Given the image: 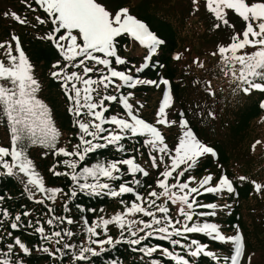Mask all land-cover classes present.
<instances>
[{
  "label": "snow or ice",
  "instance_id": "6c2138e0",
  "mask_svg": "<svg viewBox=\"0 0 264 264\" xmlns=\"http://www.w3.org/2000/svg\"><path fill=\"white\" fill-rule=\"evenodd\" d=\"M194 3L197 0H193ZM35 3L47 14L53 27V33L59 34L64 30V34L58 38L48 35L47 39L55 42L63 59L67 65L59 72H53V77H61L63 88L74 107L69 111L75 117L87 115L91 119L84 122L77 119L74 124L79 129V143L75 145V150L67 151L64 147H58L60 133L54 125L53 117L48 106L38 98L40 85L33 75V66L22 50L19 39L13 36L16 41L17 55H12V48L8 47L9 63L6 65L0 62V123H6L11 136V149L0 147V176L22 177L21 183L29 200L35 199L37 192L44 193L49 199H55L57 193L61 191L56 187H45L44 178L38 170L37 164L30 157V149L40 147L47 150L42 153L46 156L52 152L57 156L78 157V161L65 159L63 165L70 169V172L53 171L56 176H68L72 182L69 192V200L78 199L82 194L85 197H110L119 198L125 194H131L135 199L130 206L125 200H120L124 206V213H117L111 218L99 217L93 220L91 226L86 217H81L82 234L87 236V246L84 244L69 243L77 235L71 227L62 228L60 225L66 223L71 226L77 221L65 216L53 217L47 220L49 226H55L59 230L54 231L53 236L59 238L57 245L63 241L62 248L57 247L56 253L63 264V260L71 255L72 264H94L93 258H100L102 264H122L120 258L108 257L105 254L115 251L119 245H127L133 253L140 254V264H163L161 258L154 257L158 251L163 259L173 261L174 264H199V258H211L216 264H241L240 258L244 254V242L240 234L225 237L221 234L220 225L209 222L207 218L216 217L218 206L215 202L206 204L200 203L197 199L205 193L216 196L237 194L233 181L226 175L222 176L214 186H209L213 181L211 175L205 176L199 181L198 187H190V183L195 177L189 176L188 180L181 182L180 178L185 176L198 166L201 157L207 154L216 155L214 149L201 142L191 128H187L179 139L174 152L165 143L161 132L151 123L145 122L134 111L130 100L132 92L119 96L109 95L107 91L111 85H115L117 90L135 89L141 84H156L153 80H142L131 74V70L125 72L113 67L112 58L115 65H126L128 62L117 54L119 41L118 37L127 35L140 45L148 49L145 62L136 73L142 72L149 67V62L157 54L158 46L164 43L149 30L148 26L136 17L129 14L127 8L121 9L113 15L104 5L97 0H35ZM207 10L214 14L215 21L222 22L229 26L227 10H232L238 17L246 22V28L242 32V39L237 35H232L229 46H218V53L223 58L224 71L231 74L233 82L238 85V90H243L245 94H250L251 89L264 92V2H249V0H206ZM31 7V5H29ZM35 11V9H32ZM5 15H8L7 13ZM12 17L19 23L26 24V19H22L19 14L13 12ZM40 24L46 23L37 17ZM215 28H219V23H214ZM251 37V39H250ZM81 40L82 43H78ZM60 41H67L62 45ZM4 45H0L3 47ZM251 46L258 50L238 54L240 50ZM97 54H103L101 57ZM215 54V53H214ZM228 54V55H226ZM80 58L77 62V58ZM179 58V57H177ZM88 62H92L89 66ZM104 66L98 68L97 66ZM54 67H59L57 62ZM83 68V76L78 71L69 69ZM106 69L107 71L105 72ZM99 72L100 78L93 79L89 73ZM88 77V78H85ZM113 78H117L121 83H115ZM160 83L168 85L167 79H162ZM69 84L71 85L69 87ZM82 85L83 87H78ZM103 86L104 94H101L100 86ZM95 86V87H94ZM159 86V85H157ZM74 94V95H73ZM100 97L99 102L94 99ZM170 93L165 92L163 101L158 111V123H174L167 120L166 109L170 106ZM118 102L126 112V117L120 114L105 115L109 109L104 101ZM86 109V112L83 110ZM181 126L186 127V121L181 113ZM112 125L113 127H105ZM137 138H143V146L148 148L152 166L158 167L157 156L159 153V164H163L165 156L170 160V164H165L160 175L164 178L158 182L160 192L153 191L144 207L136 201H142L143 197L138 189L143 187L141 179L136 178L137 174L147 177L149 172L134 158H125L129 151L124 141L138 142ZM111 148L114 153L120 154V159H108L97 156L95 162L90 165L87 160L90 154L98 153L101 150ZM5 157H11V162ZM83 163L84 166L80 167ZM121 165L127 166V171H122ZM179 171L176 183H168V178L173 176V172ZM126 175L133 177L131 180H124ZM26 178V179H24ZM246 177H239L244 181ZM116 181H123L116 186ZM201 189L203 191H201ZM257 192H264V185L255 183ZM163 198V202L157 200ZM4 197L0 196V215L5 219L10 217V212L2 207ZM36 203L43 204L44 200H35ZM170 205H177V215L173 219L170 215ZM79 212H95L96 209L84 208L76 205ZM210 209L211 211H198V209ZM54 212V208H49ZM71 209L66 204L64 213L68 214ZM157 212L159 215H157ZM141 213L144 219H126V216H135ZM31 212L25 210L22 214L14 217L10 224L12 230L19 229L22 216L30 217ZM37 225L39 221L37 220ZM115 224L118 226L119 238L114 239L108 234V226ZM3 221L0 220V228ZM28 227H33L31 220H28ZM101 230V231H98ZM35 232L43 239L49 240L51 237L45 235L43 227H35ZM101 233L105 238H100ZM143 233V235H141ZM188 234H203L213 241L227 243L230 241L234 245V252L229 257L220 255L210 250H206L208 245L198 239H189ZM8 236L13 242L5 246L6 250H0V264H26L24 256H30L29 247L21 241L19 237ZM155 238L157 241H166L170 246L161 247L159 244H148V240ZM183 241V242H182ZM2 243V240H0ZM98 246L93 247V246ZM107 246V247H106ZM19 249L18 253L16 249ZM177 248L180 251H177ZM36 251H43L50 258H57L50 252L48 247H37ZM147 258V259H145Z\"/></svg>",
  "mask_w": 264,
  "mask_h": 264
},
{
  "label": "rangeland",
  "instance_id": "374dc122",
  "mask_svg": "<svg viewBox=\"0 0 264 264\" xmlns=\"http://www.w3.org/2000/svg\"><path fill=\"white\" fill-rule=\"evenodd\" d=\"M19 1L21 2L20 4L21 8H18V4H16V2L13 0H0V19L6 24L9 23V21H12V19L19 24V22L16 21L14 17H12L11 13L15 12L19 14L21 18L25 16L27 11L36 14L37 17H39L38 15H41L42 18L41 17L39 18L41 20H45L46 23L40 24L36 19L35 23L39 24L41 28L40 33L38 34L40 36L39 40L44 44L48 45L49 47H51L56 53V58L51 60V62L48 65L42 66L41 63L34 62L29 57L28 55L29 53H27L25 49H23V45L19 39V35L14 31H10V34L19 39L22 50L25 52L27 58L29 59L30 63L33 66V75L40 84V88L42 87L43 89V87L47 84V82H52V81L59 85L57 80L59 78L61 79L62 76L53 77L52 73L59 72L61 68L67 65L68 62L63 59L59 49H57V47L55 46V42L52 40H48L47 37L48 35L52 34L58 38L59 35L64 34V30H61V33L59 34L53 33L54 26L51 24L47 14L39 7L38 4L35 3V0H19ZM115 1L117 2L121 1V3L117 4L115 3ZM97 2L104 5L106 9L110 11L113 15H115L117 11L127 8L129 10L130 15L138 18L141 17L140 16L141 11L138 10L139 5L145 2L147 5H149L148 8L152 6L156 8L158 7L156 14L158 13L159 15H161L163 19L171 23L172 26L175 27L178 31L177 47L174 51L170 52V56L172 58V62L170 66L175 70H184L185 73H187L186 79L191 78V80L194 81L192 84L187 83V84H191L192 86L190 88V91L185 90V93L189 99L193 98L196 101L200 100L201 98L204 99V101L201 103L200 106L204 107L208 111H206L207 117L203 115L201 118H204V123H207L210 119L216 120L214 123L217 129L214 128V130L218 133V135L215 138H219L221 140V142L224 144V146L226 147L227 151L230 154L229 155L230 159L228 161L227 166L221 164L219 160L215 159V156L211 154H207L204 157H201L197 168L188 173H185V176L181 177L180 181L185 182L188 180L189 176H192L195 177V180L190 183V187H198L199 181H201L205 176L211 175L213 177V181L209 186H214L219 181V179L225 175L223 168H226L227 172H229V167H230L231 173H228L230 176L236 178L243 176L247 178L245 180H249V181L256 180L257 183L264 185V162H263L264 161V115H259L257 118L251 119L250 121L247 120L243 122L242 120L243 129L241 132V138L239 140L230 138L229 131L226 132L224 136H222L225 129L222 127L221 121H224L228 117L227 114L223 115L224 113L223 110L226 108H236V109L244 108L246 107V105L249 104V102L251 103L252 101H255V99L253 100L252 98H248L246 95L240 94L238 88L236 87L237 84L233 82L232 75L224 71L225 65L223 63V58L218 53V46L230 45V43L232 42L230 40V37L232 35H237L242 39V32L246 28V22H244L242 18L238 17L234 12H232V10H227L228 12L227 18L229 19V26L223 25L222 22L215 21L214 14L210 13L207 10L206 0H197L196 3H194L193 0H97ZM249 2H264V0H249ZM29 5H31V7H29ZM110 8H112V10L114 8L115 9L112 11L110 10ZM32 9H35V11H33ZM6 13L8 15H5ZM214 23H219L220 27L215 28ZM37 33L38 32H36V34ZM13 42L10 41L7 37H5L4 40H0V45H4L3 48L0 47L2 49V50L0 49V62L5 63L6 65L9 63L8 61L9 58L7 54L9 45L12 48V55L18 56V52H16V41L13 40ZM60 43L62 45H66L67 41H60ZM78 43H82V41L78 40ZM163 46H161L160 49H162ZM4 48H7V50H5ZM144 48L145 46L143 45H137L130 41L126 42V44L123 47H120V49L117 50V54L120 55L121 58L125 59L128 63L126 65H118L119 67L115 66V68L117 70H123L125 72L131 70V74L137 76L139 79L153 80L157 82L156 84H141L138 85L135 89H129V91L133 92L134 90L143 89L147 87L151 91V93L147 94V92L144 91V94H139V95L141 101L146 100L148 105L145 103H141V101H139L138 102L139 104L136 105L134 103L136 99L135 95H133L130 102L133 104L134 111L139 115L140 118L144 119L145 122L152 123L155 127H157V129L161 132L162 136L164 137L165 143L174 152L175 147L179 143L180 137L183 135V132L187 130V128L189 127L181 126L182 106L180 104L179 96L177 97L174 91L170 93L171 96L170 106L166 109L167 120L173 121L174 123H166V124L158 123V119H159L158 111L163 101L162 97L164 95L163 90L165 87V85L160 83V81L166 78L164 77L163 66L162 65L159 66L157 64H156L157 67L154 69V74L152 75L149 74L146 75L144 72L136 73V68H139L143 65V63L145 62V57L148 55V50L147 49L145 50ZM255 50H258V46L257 48H252L251 46H248L246 47V49L240 50L238 54H241L244 51L250 53ZM61 60L63 61L61 62ZM112 61L115 64L113 58ZM153 61L154 58H152L149 64L154 65L152 64ZM57 62H59V67H54V65H56ZM69 71L71 70L69 69ZM89 74H93V73H89ZM80 75L83 76L84 74H80ZM113 80H116V83H121L117 78H113ZM174 81L171 82L172 85ZM61 82L63 83V80H61ZM0 83H6V82L0 81ZM77 86L81 87V85H77ZM58 87L63 95L60 86ZM206 88L213 94V96L205 92ZM62 89L64 91L63 86ZM45 91L46 89L44 90V92L42 90V92L38 93L37 95H41L42 99L47 100V98L45 97L46 95ZM240 91L244 92L243 90ZM256 91L259 92V90ZM52 94L55 95V93ZM109 95H113V93H109ZM38 98L41 99L39 96ZM61 98L62 97L58 95L57 102L60 104L59 105L60 109L64 108V103H63L64 100H62ZM65 99L70 103L69 108L74 106V103H72V101L69 100L68 95L65 96ZM44 100L42 101L46 104ZM257 103H261V105H263L264 96L263 97L260 96L257 99ZM105 106L109 109V111L105 113V115H114L118 113L120 114V116L127 118L126 112L123 109V107H121V109H123V112H121L119 111V109H117L116 104H111V106H109V104L105 103ZM57 109L58 108L55 106V111H57ZM66 112L69 115L67 105H66ZM146 113L150 114L152 116V119H149L147 117L148 114ZM220 116L222 117L220 118ZM71 122L73 121L70 120V127L72 129L71 132L69 129H66L64 127L62 128L65 131L60 130L58 128L60 137L62 139L72 138L74 125ZM76 127L78 126H75V128ZM105 127L114 128L115 126L105 125ZM206 131L209 134H212L211 128H206ZM7 135H5V133L0 128V147L11 149V138L7 139ZM149 151L150 150L148 148L144 147L142 150H139L137 153L133 155H130L128 157L125 156V158H134L136 163L140 164L141 167H143L146 171L149 172V175L147 177H143L142 174H137L136 177L138 179H141L143 183V187L138 189V192L143 197V200L136 202L140 203L144 207L148 206L147 202L150 199H156L155 197H150L151 192L162 191L158 186V182L164 179L160 175V173L164 170L165 164H170V160L167 158V156H165L164 163L159 164L160 154L154 153V155L157 156V161H158V167L154 168L152 166V160L149 156ZM5 159L11 162V157H5ZM74 159L75 158H73L72 160ZM76 159L78 160V157H76ZM206 159L211 160L212 164L209 168H204L203 162ZM120 167L121 169L124 168L125 172L127 171V166L121 165ZM184 167L185 166L182 165L180 168L176 169L173 172V176L168 178V183L170 184L176 183L177 182L176 177L179 171H181ZM55 168L57 169L56 171L58 172L71 171L70 169L66 168L63 165V163L56 164ZM0 171L3 170L0 169ZM252 175H256V176L251 177ZM2 177L9 178L8 176H0V178ZM10 178L17 179V177H10ZM132 178L133 177H131L130 175H126L123 179L131 180ZM121 182L123 181H116L115 182L116 186L118 187L119 183ZM46 186L47 185L45 184V187ZM20 191L21 193H16V196L21 195L28 201L29 204H31V207L46 210L48 215H53L55 213V211L54 212L49 211V208H54L55 203L63 207L66 201L65 199H61L59 197V194L56 195L55 199H49L47 195L39 192L35 194L34 200H29L27 193L24 191L23 184L21 185ZM201 191L203 190L201 189ZM253 193H254L253 197L248 198L246 200H241L240 202L239 212L241 214V219L245 225H247L250 221L253 222L254 219L258 221L264 219V192L254 191ZM207 195L208 194L205 193L202 196H198L197 199L202 204L210 203L206 199ZM41 199L44 200V203L42 205L35 202V200H41ZM119 199L125 200L126 202H128L130 206L131 202L135 199V197L131 194H125L123 197H119ZM223 201H224L223 203L218 201L216 202V200L213 201L217 203L218 206H220V208L218 209L217 216L214 217V222L220 225L221 234L227 238L236 234H240L241 231L240 228L235 224H234L235 226H233V230L230 227L226 228L227 226L225 227V225H223L224 222L222 221L226 220L227 217L220 216L221 212L225 211L224 209L221 208V206L226 205V203H228L227 201H225V199ZM161 202H163V198L157 200V203H161ZM233 204L234 203H231L230 206L231 209L229 210L230 213L233 211L232 210V208H234ZM25 207H26L25 205H20L21 209H24ZM251 207L252 209L250 211ZM177 208H178L177 205H170V215L173 217V219L177 215ZM253 209H257V210L253 211ZM206 210L207 209H202V208L198 209V211H206ZM124 211H125L124 206L122 204H119V206L114 205L113 210L109 209L106 210L105 212L103 211L101 215L105 216L104 218H111L117 213H124ZM157 215H159L158 212ZM250 216L253 218V220H251ZM65 217L72 218L67 215H65ZM126 219L149 220L150 218L144 217L143 214L141 213H137L135 214V216H131V215L126 216ZM78 223H80V221ZM91 223L89 222V226H91ZM54 231L55 228L50 230L51 233H54ZM263 236H264V230L259 234L260 237L259 239H262ZM188 237L189 239H191L193 235L188 234ZM251 238H249V242H253ZM227 243L223 242L220 244L224 245ZM207 249L215 253H219L220 255L224 254L222 250H216L211 246L208 247ZM245 250L246 253L243 254L242 257L240 258L241 264H264V245L260 246L258 242V244H256L255 246L247 247Z\"/></svg>",
  "mask_w": 264,
  "mask_h": 264
},
{
  "label": "trees",
  "instance_id": "16d2710c",
  "mask_svg": "<svg viewBox=\"0 0 264 264\" xmlns=\"http://www.w3.org/2000/svg\"><path fill=\"white\" fill-rule=\"evenodd\" d=\"M16 2V4H18V8L20 7L21 2L19 0H13ZM115 3L120 4L121 1L117 2L115 1ZM149 5H147L145 2L141 3L139 5V11H141V17L144 18L149 25L151 26V28L153 30H155L161 37H163L166 40V44L165 46L162 47L161 49V53L158 56V60L160 61V63L164 64V74L165 76H167L168 78H170V80L174 81L173 83V91L175 92V94L177 95V97L179 96L180 98V104L182 106V108L186 111L187 115L189 114V116L193 117L192 118V122H193V127L196 130L197 134L200 135L201 137L210 140L212 142V144L215 146V148H217L218 152H219V162L225 166L228 165V161L230 159L229 157V152L227 151L226 147L224 146V144L221 142V140L219 138H215L218 133L214 130L217 129L216 125H215V119H210L207 123L205 124H201L202 122V116H206V111H208L207 109H205L204 107H201V103L204 101L203 98H201L200 100L196 101L193 98L189 99L185 93V90L190 91L191 88V84L194 82L193 80L190 79H186V75L187 73H185L184 70H175L174 68H172L171 62H172V58L170 56V52L174 51L177 47L178 44V40H177V29L175 27L172 26L171 23H169L167 20L163 19L161 15H159L157 12V8L156 7H150L148 8ZM158 15V16H157ZM39 17H41V15H38ZM42 18V17H41ZM22 19H26L27 23L26 25H22V24H18L16 23L13 19L12 21H9V23H4L1 19H0V40H4L5 37H7L10 41L13 42L12 40V35L10 34V31H14L15 33H17L19 35V39L23 45V49H25V51L27 53H29V57L37 63H41L42 66H46L48 65L51 60H53L54 58H56V53L54 52V50L49 47L48 45L44 44L43 42H41L40 36L38 35L40 33V26L39 24H36V19H37V15L30 13V12H26L25 16L22 17ZM185 28V27H184ZM184 30V29H183ZM36 32H38L36 34ZM117 40L119 41V45H118V49H120V47H123L126 42L130 41L132 42L130 39H128L126 36L123 37H119L117 38ZM14 43V42H13ZM134 43V42H133ZM3 48V47H2ZM1 49V48H0ZM5 50H7V48H4ZM146 50V48H144ZM2 50V49H1ZM120 52V51H119ZM80 58H77V62ZM9 61V59H8ZM63 60H61L62 62ZM89 66H92V62H88ZM98 68H103L104 66H97ZM71 71L75 70V71H79L80 74H83V68L81 67L80 69H70ZM105 72L107 71L106 69H104ZM147 70V71H146ZM142 72H144L146 75H152L154 74V71H152V69L149 67L148 69L143 70ZM140 72V73H142ZM88 76H91L93 79H99L100 75L99 72H95L93 74H89ZM61 80L62 78L58 79V83H54L52 82H47V84L43 87L40 88L38 93H41L42 90L44 92V90L46 89V95L45 97L47 98V100H44L41 98V95H38L42 100H44L50 110V113L53 117V121H54V125L57 127V129L59 128L60 130L65 131L62 127L69 129L70 132L72 131L71 127H70V120H72L73 125H74V129L72 132V138L70 139H62L61 137L59 138V142H58V147H64L67 151L72 152L75 150V145H77L79 143V129L78 127L75 128V124L74 122L77 119H82L84 122H88L91 118L88 117L87 115H83L81 117H75L70 111H69V105L70 103L68 101H66L65 96H67L68 94H66L65 91H63L62 86H61ZM187 83H191V84H187ZM63 84V83H62ZM40 85V84H39ZM61 88L63 95L61 93V91L59 90V87ZM70 87V85H69ZM81 87H83L81 85ZM95 87V86H94ZM236 87L238 88V86L236 85ZM101 89V94L103 95V86H100ZM56 91V92H55ZM144 91L147 92V94L151 93V91L146 87L143 89H138V90H134L129 91V89H120L117 90L115 88V85H111L107 91V94L109 93H113V95H117L119 96V94L121 92H123L124 94H127L128 92H132L133 95H135L136 99L134 101V103L136 105H138L139 101H141L140 99V95L139 94H144ZM205 92H208V89H205ZM241 95H246L248 98H252L253 100L255 99V101H252L251 103L249 102L248 105H246V107L244 108H226L224 109V113L223 115L227 114L228 117L224 120L221 121V125L222 127L225 129L224 133L222 134V136L225 135L226 132L229 131V135L230 138L232 139H236L239 140L241 138V132L243 129V122L247 121V120H251L254 118H257L259 115H264V104L260 105V103H257V99L260 96H264V92L260 91H256L251 89L250 90V94H245L242 91H239ZM52 93H55V95H53ZM58 95L61 96L63 103H64V108L60 109L59 108V103L58 101ZM74 95V94H73ZM94 99L99 102L100 97H96L95 94H93ZM207 97V94H206ZM73 103V102H72ZM107 103L109 104V106H111V104H116L117 105V109H119V111L123 112V109H121L122 105H120L118 102H107L106 100L104 101V104ZM141 103H145L147 104L146 100H142ZM66 105H67V109L69 111V115L66 112ZM148 105V104H147ZM55 106L58 108L57 111H55ZM74 107V106H73ZM72 108V107H70ZM196 110H198L199 112H197ZM84 112H86V109L83 110ZM56 114V115H55ZM148 114V113H146ZM222 115V116H223ZM220 116V118L222 117ZM147 117L149 119H152V116L150 114L147 115ZM219 118V119H220ZM0 128L1 130L5 133V135H7V139H10V132L9 129L7 127L6 123H0ZM206 128H211V132L212 134H209L206 131ZM58 129V131H59ZM138 142L134 143L132 141H124L126 147L128 148V152L125 154L126 157L133 155L135 153H137L139 150H142L144 148L143 146V138H137ZM70 142V143H69ZM47 150L42 149L40 147H33L32 149H30V157L34 160V162L37 164L38 166V170L40 171L42 177L44 178V182L47 185L46 187L51 188V187H56V188H60L61 191L57 194H59V197L61 199H65V203L64 206L67 204L69 206V208L71 209V212L66 214L64 213V206L62 207L61 205L55 203L54 208H55V213L53 215H48L46 210H42L40 208H33L31 207V204L28 203V201L22 197L21 195L16 196V193H21V179L22 177H17V179H13V178H5L2 177L0 178V196L4 197L3 203H2V207L6 210H8L10 212V217L5 219L2 215H0V220L3 221V225L2 228H0V240H2V243H0V250H6L5 246L7 244H10L13 242V239L10 238L8 236V233L11 232L12 233V237H19L21 239V241L23 243H25V245L27 247H29L31 251V255L30 256H24V260L26 261V264H61L60 259L58 258V253H56V248L57 247H61L62 248V244L63 241H61V243L59 245H57L56 240L59 238H56L53 236V233L50 232V230H52L53 228H55V231L59 230V228H57L55 226V224L53 226H49L47 224V220L53 217H60V216H69L75 219V221H77V223L73 224L72 226H69L66 224V220L65 223L60 225V227L62 228H67V227H71V229L73 230V232L77 233V235H75L74 237H72V239L69 241V243H77V244H84L85 246H87V236L85 234H82V220L81 217H86L88 219V221L91 223L94 220L98 219L99 217H101V213L106 210L112 209L115 206H119L120 203V199L119 198H110V197H85L84 195L80 194L78 199L76 200H69V192H70V186L72 184L70 178L68 176H56L54 174L53 171H50V169H54V171H56L57 169L55 168L56 164H62L63 160L65 159H70L72 160L73 158H75L74 160L78 161L76 159V157H64V156H57L54 155L52 152H48V154L46 156H43L42 153L46 152ZM97 156L101 157V158H108V159H118L120 158V154L118 153H114L111 148L107 149V150H101L98 153H94V154H90L87 163L90 165L91 163L95 162L97 159ZM264 162V161H263ZM204 168H209L211 166V160L206 159L204 162ZM84 164L81 163L80 167H83ZM122 171H125V169L123 168ZM60 172H66V171H60ZM231 173V169L229 167V172ZM256 175H252L251 177H255ZM255 183H257L256 180L254 181H249V180H244L242 182L239 183V185H237L236 189H237V195L235 196L234 194L229 195L227 193L223 194V196H216V195H209L206 197V199L209 201L212 200H217L218 202L223 203L224 199L225 201L230 203H234L232 208V212L230 215L226 216L227 219L222 221L224 222L223 225H225L226 228H231L233 230V226L235 221H237V216H239L240 220L237 221L239 223V225L242 228V231L244 233L245 236V240H246V244L248 247H252L255 246L256 244H260V246L264 245V236L262 239H259V234L264 230L262 228H264V219L263 220H255L252 222L250 221L247 225L244 224V222L241 219V214L239 212V208H240V202L241 200H246L248 198H251L254 196V191H256L255 189ZM140 189V188H139ZM11 197V198H10ZM222 200V201H220ZM80 204L82 205L84 208H88V209H96L95 212H79L77 211L76 205ZM20 205H25L26 207L24 209L20 208ZM42 205V204H41ZM231 207H228L225 211L229 210ZM252 207L250 208L251 211ZM25 210L29 211L32 213V215L30 217H24L22 216V221L19 223V229L18 230H12L10 228V224L15 222L14 221V217L17 214H22ZM257 210V209H253ZM221 212L220 216H225L224 213ZM253 213V212H252ZM105 217V216H103ZM257 217V216H255ZM251 220H253V218L250 216ZM209 220V222H211L210 220H213L211 217L207 218ZM28 220H31L33 223V227H28ZM37 220L39 221V224L37 225ZM80 221V223H78ZM262 225H260V224ZM43 227L45 229V235L51 237V239L49 240H45L43 239L38 233L35 232V227ZM101 231V230H98ZM235 231V230H234ZM119 228L118 226H116L115 224L113 225H109L108 228V234L111 235L114 239H118L119 238ZM141 235H143V233H141ZM195 237H197L195 235ZM252 237V238H251ZM100 238H105L103 236V234L101 233V237ZM206 238V237H205ZM204 237L199 236L198 239H200L201 241H203V243H210L211 247L216 249V250H222L223 251V255L229 256L231 253V244H224L221 245L220 243L217 242H208L206 241ZM249 238H251L253 240V242H249ZM146 243L148 244H159L161 247H169L171 250V246L166 242V241H157L155 240V238H152L150 240H148ZM48 247L50 249V252L54 253L55 256L57 258H50L48 254L44 253L43 251H36L35 249L37 247ZM93 247H97L98 250V246H93ZM107 247V246H106ZM16 251L19 253L20 250L17 248ZM177 251H180L179 248H177ZM108 257H112V258H120L122 260V264H140V254L139 253H133L132 251L129 250L127 245H119L117 246V248L115 249V251L110 252L105 254ZM154 257L156 258H161L163 260V264H174L173 261L167 260V259H163L161 253L158 251L157 253L154 254ZM94 259V264H102V261L100 258H93ZM147 259V258H145ZM63 264H72V257L71 255L67 256L64 260H63ZM199 264H216V262H213L205 257H201L199 258Z\"/></svg>",
  "mask_w": 264,
  "mask_h": 264
}]
</instances>
